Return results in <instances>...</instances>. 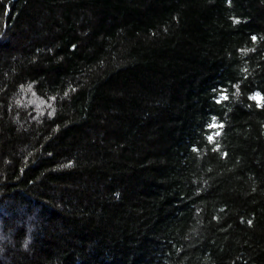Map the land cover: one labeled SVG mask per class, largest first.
Instances as JSON below:
<instances>
[{"label": "trees", "instance_id": "obj_1", "mask_svg": "<svg viewBox=\"0 0 264 264\" xmlns=\"http://www.w3.org/2000/svg\"><path fill=\"white\" fill-rule=\"evenodd\" d=\"M0 264H264V0H0Z\"/></svg>", "mask_w": 264, "mask_h": 264}, {"label": "clouds", "instance_id": "obj_2", "mask_svg": "<svg viewBox=\"0 0 264 264\" xmlns=\"http://www.w3.org/2000/svg\"><path fill=\"white\" fill-rule=\"evenodd\" d=\"M26 246V245H25Z\"/></svg>", "mask_w": 264, "mask_h": 264}]
</instances>
